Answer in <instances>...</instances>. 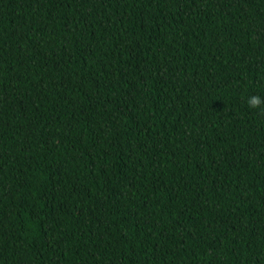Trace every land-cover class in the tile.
<instances>
[{
    "label": "trees",
    "instance_id": "16d2710c",
    "mask_svg": "<svg viewBox=\"0 0 264 264\" xmlns=\"http://www.w3.org/2000/svg\"><path fill=\"white\" fill-rule=\"evenodd\" d=\"M253 94L264 0H0V264H264Z\"/></svg>",
    "mask_w": 264,
    "mask_h": 264
},
{
    "label": "clouds",
    "instance_id": "9594fccd",
    "mask_svg": "<svg viewBox=\"0 0 264 264\" xmlns=\"http://www.w3.org/2000/svg\"><path fill=\"white\" fill-rule=\"evenodd\" d=\"M246 104L250 109L264 111V109L261 108V105L264 104V98H262L260 95L253 94L248 96L246 99Z\"/></svg>",
    "mask_w": 264,
    "mask_h": 264
}]
</instances>
